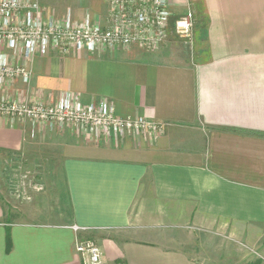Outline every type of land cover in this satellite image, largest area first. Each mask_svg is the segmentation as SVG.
<instances>
[{"label": "crops", "instance_id": "obj_1", "mask_svg": "<svg viewBox=\"0 0 264 264\" xmlns=\"http://www.w3.org/2000/svg\"><path fill=\"white\" fill-rule=\"evenodd\" d=\"M109 1L40 4L45 21L70 11L106 27ZM189 9L194 50L172 33ZM171 11L156 51L51 47L29 63L30 83L0 92L47 105L71 93L164 125L157 138L98 141L0 118V264H82L78 238L104 264H238L234 244L264 245V0H171ZM178 232L200 244H176Z\"/></svg>", "mask_w": 264, "mask_h": 264}, {"label": "built area", "instance_id": "obj_2", "mask_svg": "<svg viewBox=\"0 0 264 264\" xmlns=\"http://www.w3.org/2000/svg\"><path fill=\"white\" fill-rule=\"evenodd\" d=\"M109 4L108 25L102 27L89 18L76 22L70 11L61 21H45L40 0H0V92L18 80L30 83L29 63L38 53L47 54L51 47L62 56L133 46L153 52L168 40L171 0H110ZM195 28V15L189 9L175 21L172 33L194 50ZM15 58L26 64L15 63ZM0 118L71 128L78 135H89L98 141L128 134L157 138L164 130V125L143 118L118 117L107 102L84 105L71 93L53 105L0 96ZM73 229L88 231L78 226ZM75 251L82 264H104L102 250L92 238H78Z\"/></svg>", "mask_w": 264, "mask_h": 264}, {"label": "rangeland", "instance_id": "obj_3", "mask_svg": "<svg viewBox=\"0 0 264 264\" xmlns=\"http://www.w3.org/2000/svg\"><path fill=\"white\" fill-rule=\"evenodd\" d=\"M173 235L174 237L178 238V240L176 241V244H179L180 246L182 245L194 246V245L200 244V241L197 240V237L195 235H192L186 232H178V233H174ZM233 248L232 249L235 250V253L233 251L234 256H231V259L229 260L230 263L252 264L256 261H259L262 264H264V245L256 250H246L244 248H240L236 244H234ZM218 261L219 259L217 260V263ZM210 264H216V261Z\"/></svg>", "mask_w": 264, "mask_h": 264}, {"label": "trees", "instance_id": "obj_4", "mask_svg": "<svg viewBox=\"0 0 264 264\" xmlns=\"http://www.w3.org/2000/svg\"><path fill=\"white\" fill-rule=\"evenodd\" d=\"M252 264H262V263L259 262V261H256V262H254V263H252Z\"/></svg>", "mask_w": 264, "mask_h": 264}]
</instances>
